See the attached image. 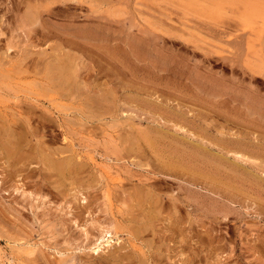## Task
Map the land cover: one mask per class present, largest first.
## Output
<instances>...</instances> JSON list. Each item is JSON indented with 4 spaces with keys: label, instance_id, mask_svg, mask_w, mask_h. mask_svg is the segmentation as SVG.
<instances>
[{
    "label": "rangeland",
    "instance_id": "1",
    "mask_svg": "<svg viewBox=\"0 0 264 264\" xmlns=\"http://www.w3.org/2000/svg\"><path fill=\"white\" fill-rule=\"evenodd\" d=\"M190 1L0 0V264H264V13Z\"/></svg>",
    "mask_w": 264,
    "mask_h": 264
},
{
    "label": "bare ground",
    "instance_id": "2",
    "mask_svg": "<svg viewBox=\"0 0 264 264\" xmlns=\"http://www.w3.org/2000/svg\"><path fill=\"white\" fill-rule=\"evenodd\" d=\"M261 1L259 0H203V3H202L201 0H191L189 3H186L184 5H188L186 6V8L190 7L194 11L195 9L196 11H199L197 9L204 7V14H205L204 16H209L210 18L212 17L211 19H216V18L219 19V17H222L224 13H222L221 11L222 9L221 6L225 7V10H223L224 8L222 9L225 12L231 11L230 9H236L237 11H235L236 12L235 17H237L238 20L241 21V23L245 21L246 23L247 22L252 23L253 20H257V19L259 20V18L261 17V13H264L262 11L263 9H260L262 6H264L263 5L264 2L261 4ZM226 5L228 6L229 10H226L227 9ZM247 64H248L247 68H249V70L252 73L256 75H259L261 73L262 66L257 60L255 59L251 60ZM107 235H108V231H107Z\"/></svg>",
    "mask_w": 264,
    "mask_h": 264
}]
</instances>
